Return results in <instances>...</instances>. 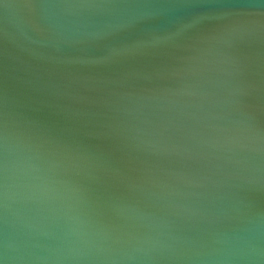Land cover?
<instances>
[{
	"label": "water",
	"instance_id": "water-1",
	"mask_svg": "<svg viewBox=\"0 0 264 264\" xmlns=\"http://www.w3.org/2000/svg\"><path fill=\"white\" fill-rule=\"evenodd\" d=\"M0 264H264V0H0Z\"/></svg>",
	"mask_w": 264,
	"mask_h": 264
}]
</instances>
